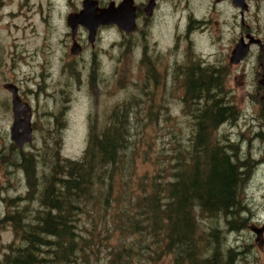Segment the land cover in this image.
<instances>
[{"label": "trees", "instance_id": "obj_1", "mask_svg": "<svg viewBox=\"0 0 264 264\" xmlns=\"http://www.w3.org/2000/svg\"><path fill=\"white\" fill-rule=\"evenodd\" d=\"M177 67L172 81L183 90L185 132L150 95V109L137 98L115 106L103 125L90 118L80 158L61 157L53 145L51 172L36 185L38 195L33 185L26 196L27 207L37 196L38 210L10 220L25 243L11 248L6 264H81L78 255L88 264L235 263L239 253L226 244L232 225L245 226V187L259 160L221 131L239 112L225 99L215 66ZM156 137L155 170L132 178L137 145L150 152ZM33 159L46 168L39 153Z\"/></svg>", "mask_w": 264, "mask_h": 264}, {"label": "rangeland", "instance_id": "obj_2", "mask_svg": "<svg viewBox=\"0 0 264 264\" xmlns=\"http://www.w3.org/2000/svg\"><path fill=\"white\" fill-rule=\"evenodd\" d=\"M81 1L1 0L0 88L12 80L23 90L30 91L24 98L31 100L36 114L34 121L40 126L35 132L37 143L33 142L32 147L28 144V151H24L31 156L30 166H14L16 169L13 174L10 171L6 173L9 175L0 177V264L7 254H12L11 248L25 243L20 234L15 232L18 222L13 224L10 220L22 214L33 217L38 210L37 196L33 197L29 207L26 205V196L33 185V195H38L44 176L51 172L53 150L57 151L53 145L59 148L61 157L73 160L80 158L87 145L90 118L96 127L103 125L115 106L137 98H142L143 104L150 109L153 104L149 101L150 95H153L154 106L164 104L168 107L177 123L184 126L185 132L186 116L180 110L183 90L173 89L172 76L177 66L187 68L192 64L197 65V68L215 64L224 67L227 94L234 102L233 109H237L239 114L232 124L225 123L221 131L260 162L256 168L254 165L255 170L250 171L245 187L243 204L249 208L242 212L243 218H246L245 226L238 228L232 225L236 230L230 231L226 248L239 253L235 256L234 264H264V229L259 238L254 231L264 227V64L260 63H264V46L256 45L255 55H247L245 60L237 64L228 61L230 51L238 40V31L250 28L258 34L264 30V0H253L251 13L249 10L244 13L243 24L238 16L240 9L230 0L219 1L216 9L206 8L214 0H205L206 9H200L199 14H205L211 20L208 22L209 31L194 30L192 40L190 36H185V23L180 21L177 28L174 21L165 17V22H155V28L151 31L154 34L147 42L142 41L146 42L144 45L137 44L134 48L135 38L121 42V31L114 26L104 31L96 41H90L85 33L84 39L79 41L80 51L73 54L70 51L71 29L66 18L69 13L81 8ZM182 4H185L184 0ZM146 26L143 28L148 30ZM221 31L222 37L217 38ZM204 33L208 42L216 39L217 42H205ZM138 37L142 38L143 34L138 33ZM146 52L143 66L140 65V58ZM142 66L144 68L141 70ZM152 66L156 76L149 74ZM40 76L45 77L38 86L42 82ZM147 76L150 77L147 79ZM177 84L175 82V86ZM36 89L38 96L34 95ZM7 95L0 89V143L3 146L8 143L6 131H9L13 118V114L3 105H8ZM56 109L58 111H54L53 117L51 113ZM48 122L51 124L48 125ZM147 128L153 129L150 135L151 139L155 138L154 126L148 125ZM156 138V143L150 142V152L147 144L137 145L132 178L155 170L151 160L160 146V139ZM34 147H39V151L34 150ZM35 153L45 160L46 168L33 159ZM24 168L35 171L31 178L21 172ZM82 257L78 255L76 261L88 264L85 262L87 257L84 260Z\"/></svg>", "mask_w": 264, "mask_h": 264}, {"label": "flooded vegetation", "instance_id": "obj_3", "mask_svg": "<svg viewBox=\"0 0 264 264\" xmlns=\"http://www.w3.org/2000/svg\"><path fill=\"white\" fill-rule=\"evenodd\" d=\"M97 1H98L99 7H104V6L108 5L109 3H112L116 6L122 0H97ZM182 1L183 0H132V6L134 8V29L130 30V31H127V30L121 31V42L124 40H129L131 38H135L134 48L137 44L140 46L144 45L149 40V37L150 36L152 37L154 34V33H151V31L153 28H155V22H157L159 20H162L163 22H165V17L170 19L171 22L174 21L176 23L175 26L177 28H179V22L180 21L185 23L184 24V31L186 32L185 36H187V37L190 36L189 39H191V40H192L191 35L195 31H198V32L201 31L202 32L203 29L205 31H209L208 22H210L211 20L208 17H206L205 14H199V10L205 8V6H206L205 0H184L185 4H182ZM219 1L224 2L225 0H214L210 4L207 3L209 5H207L206 8L209 7V8L216 9L217 3ZM230 2H232V0H230ZM253 2H254L253 0H246V3L248 5L247 10H249V14L251 13V8L253 7V5H252ZM1 6H2V3L0 0V7ZM79 9H77L76 11H78ZM244 13L242 14L241 11L239 10L238 16L240 18L241 24L244 23V19H245ZM175 17H177V18H175ZM146 25L148 26V30H145L143 28V26H146ZM113 27H114V25H101V26H99L97 29V32L95 34L96 35L95 41L101 38L104 31H106L110 28H113ZM239 28H240V25H239ZM140 32L143 34L142 38L138 37V33H140ZM85 33L88 34L86 29L82 28L81 26H77L75 35L73 37H72V33H71L72 42L77 41L79 43V41H81V39H84ZM222 34H223V32L221 31L217 35V38H221ZM238 34H239V37H238V40L235 42V45L240 40H244L245 42H249L251 38L254 39V41H251L247 55H251L252 53H253V55H255V53H256L255 52L256 51L255 46L256 45L257 46L258 45L264 46V43H263V41H264V30H261L260 33L256 34L250 28H245V29L238 31L237 36H238ZM204 40H205V42H208L207 41V35H205V33H204ZM142 41H146V42L142 43ZM193 41L195 43L197 42L195 39H193ZM214 41L217 42V39L211 40L209 42H214ZM189 44L192 45L193 43L189 40ZM79 45H80V43H79ZM231 51H230V54H231ZM146 55H147V52L141 56L140 65L144 66V64L146 63V61H145V58L147 57ZM229 58H230V55L228 56V61L230 63ZM245 59H246V57H244V59H242V60H245ZM260 63L264 64L263 61H260ZM215 65H216L215 68L217 70L216 76H219V78L224 80V83H225L223 85V93L225 94V99L229 103H231L233 106L234 102L229 99V97H228L229 95L227 94L228 92L226 90V81H227L226 77L227 76L224 75V72H223L224 67L223 66L217 67V64H215ZM143 66H142L141 70L144 68ZM154 71H155V69L152 66L151 72H149V74L152 76H156L154 74ZM177 75H178V73L175 72L173 76H177ZM40 77L42 79L41 80L42 82H39L38 86H40L43 83V78L45 76H40ZM27 79H28V81H30L29 76H27ZM11 81L5 82L2 85V87L0 88L2 91L4 90L5 92L8 93L7 98H6L8 100V105L5 103H3V105L5 106V108L8 111L11 112V114H13L10 129H9V131H6V133L8 135L7 136L8 143L5 144V146L1 145V143H0V177L9 175V174L6 175V173H9L10 171H12V174H13L15 172V169H16V167H14V166H20V168H22V167H26V165H29L31 163V156L28 155V153L24 152V151H28V149H27L28 144H30V146L32 147L33 142L35 144L37 143V139H34L35 138V132L37 131V128L40 126V125L37 126L35 121H34V116L36 114L34 113V107L32 105L31 100L24 98L28 93H30V91L23 90L20 85H17ZM44 85H46V84H44ZM39 89H40V87H39ZM225 90H226V93H225ZM36 91H37V89L34 90V95L38 96L39 94H36ZM222 101L225 102L223 98H222ZM54 111L57 112L58 109L53 110V112L51 113V115L53 117H54V115H53ZM17 113H18V115H17ZM24 113H27L28 115H30V128H31L32 142L30 141V143H28V144L23 143L21 146H18L16 144V142L12 139V130L15 129V131H16V129H17V128H15V123H17L18 128H20V129L23 128L22 120L25 119ZM55 121H56V119H55ZM50 124L48 122V125H50ZM20 129H19V131H20ZM39 149H40L39 147H34V150L39 151ZM29 151L31 153L32 150L29 149ZM18 156H20L19 159L17 158ZM12 166H13V168L8 170ZM2 170L4 171V173H2ZM21 172L26 173V169L25 168L22 169ZM15 176H19V175H15ZM0 217H1V215H0ZM5 217L7 218V216H5ZM5 217L3 219H5ZM1 264H6L4 259L2 260Z\"/></svg>", "mask_w": 264, "mask_h": 264}, {"label": "water", "instance_id": "obj_4", "mask_svg": "<svg viewBox=\"0 0 264 264\" xmlns=\"http://www.w3.org/2000/svg\"><path fill=\"white\" fill-rule=\"evenodd\" d=\"M232 3L241 9L242 14L247 9L245 0H232ZM81 4L82 7L78 12L71 13L67 16V23L71 27L72 37L75 35L78 25H82L87 29L90 41H93L96 29L100 25L115 24L120 29L127 31L134 29V8L132 6V0H122L117 6L110 3L106 7H99L97 0H82ZM251 41H254V39L251 38L249 42H244V40L237 42L231 51V63H238L248 54ZM80 49L81 47L78 42L73 41L70 47L71 53L77 54ZM24 115L25 119L22 120V131L19 132L20 128H18L17 123H15L16 131L15 129L12 130V139L18 146L31 140L30 115L27 113H24ZM263 229L264 227L254 229L258 238Z\"/></svg>", "mask_w": 264, "mask_h": 264}]
</instances>
